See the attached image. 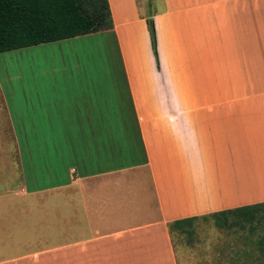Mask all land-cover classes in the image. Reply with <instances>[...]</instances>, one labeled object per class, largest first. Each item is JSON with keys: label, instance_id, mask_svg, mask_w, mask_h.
<instances>
[{"label": "crops", "instance_id": "crops-1", "mask_svg": "<svg viewBox=\"0 0 264 264\" xmlns=\"http://www.w3.org/2000/svg\"><path fill=\"white\" fill-rule=\"evenodd\" d=\"M107 1L106 67L0 83V264H177L169 222L264 202V0H160L158 61Z\"/></svg>", "mask_w": 264, "mask_h": 264}, {"label": "rangeland", "instance_id": "rangeland-1", "mask_svg": "<svg viewBox=\"0 0 264 264\" xmlns=\"http://www.w3.org/2000/svg\"><path fill=\"white\" fill-rule=\"evenodd\" d=\"M154 1L153 6L159 9L161 1ZM140 4L145 11L146 1L140 0ZM102 46V40L97 36H79L59 42L35 45L23 49V51L14 50L0 53L1 86L7 97H10L12 96L10 93L11 86H26L37 83V71L54 62H57L60 69L64 71L65 67H75L77 61L82 68L90 67V72L94 73L95 69L101 70V66L102 68L106 67ZM110 59L112 65L115 66L118 89L121 90L123 81L113 46L110 47ZM258 70L256 75L257 84L264 82V74L258 72ZM100 73L101 75L94 77L102 82L104 81V74L101 71ZM89 76L93 77V74ZM108 85L110 88V83ZM262 213L264 211L259 212L256 219H254L253 223L256 224L254 230H250L251 226L249 229V225H246L244 229L239 227L222 229L217 227L212 219H198L191 227H187L184 232L171 234L170 239L175 252L176 263L240 264L246 261L256 262L259 260L258 258L244 254V250L251 248L249 245L251 240H246L244 237L248 235L254 238L264 234V218L260 217ZM51 256L52 254L49 255L48 264H58L59 261H56L54 255ZM64 264H71L70 258L65 257Z\"/></svg>", "mask_w": 264, "mask_h": 264}, {"label": "trees", "instance_id": "trees-1", "mask_svg": "<svg viewBox=\"0 0 264 264\" xmlns=\"http://www.w3.org/2000/svg\"><path fill=\"white\" fill-rule=\"evenodd\" d=\"M143 10L138 3L139 14L145 18L152 51L158 61L154 16L159 11L154 0H145ZM113 28L107 0H0V53L26 47L71 39ZM264 202L216 211L201 216L176 219L168 223L169 234L182 233L198 219H212L217 227L256 228L253 223ZM264 218V213L260 215ZM258 218V217H257ZM246 256L258 258L256 262L240 264H264V234L251 237Z\"/></svg>", "mask_w": 264, "mask_h": 264}]
</instances>
